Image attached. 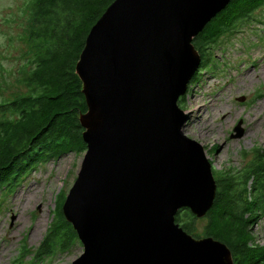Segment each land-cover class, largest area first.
Masks as SVG:
<instances>
[{"label": "water", "instance_id": "1", "mask_svg": "<svg viewBox=\"0 0 264 264\" xmlns=\"http://www.w3.org/2000/svg\"><path fill=\"white\" fill-rule=\"evenodd\" d=\"M230 2L115 0L90 29L75 68L86 151L62 205L82 249L72 264H233L224 244L175 223L183 209L203 218L215 199L178 101L200 67L193 39Z\"/></svg>", "mask_w": 264, "mask_h": 264}, {"label": "trees", "instance_id": "2", "mask_svg": "<svg viewBox=\"0 0 264 264\" xmlns=\"http://www.w3.org/2000/svg\"><path fill=\"white\" fill-rule=\"evenodd\" d=\"M114 1L27 3L28 22L19 38L25 50L24 75L14 78L20 90L10 100L0 102V188L11 187L25 171L38 165L86 151L81 118L88 109L75 68L90 29ZM263 5L264 0H231L193 39L200 67L178 105L214 60L210 52L213 46ZM21 85L29 91L22 97ZM253 152V159L241 172L226 171L223 177L217 172L215 199L203 217L206 223L200 234L195 229L197 218L188 209L175 216V223L193 238H212L224 244L233 264H264V246L256 242L249 228L250 221L264 212V151L256 148ZM56 202L47 233L32 258L34 264L70 251L78 243L76 233L64 219L63 198Z\"/></svg>", "mask_w": 264, "mask_h": 264}, {"label": "rangeland", "instance_id": "3", "mask_svg": "<svg viewBox=\"0 0 264 264\" xmlns=\"http://www.w3.org/2000/svg\"><path fill=\"white\" fill-rule=\"evenodd\" d=\"M29 1L0 0V102L20 90L14 78L24 75L25 50L18 39L28 22ZM210 52L214 60L191 84L181 109L186 113L183 132L203 146L215 179L217 172L222 177L226 171L241 172L253 159L254 149L264 151V5L222 36ZM21 90V97L29 93L22 85ZM241 98L243 102L238 101ZM238 120L243 121L245 134L230 139ZM83 156V152L70 153L38 165L11 187L0 188V264H34L32 258L52 221L56 200L64 202ZM205 223L204 218L197 219V234ZM249 226L256 242L264 246V212ZM81 251L78 242L40 264H72Z\"/></svg>", "mask_w": 264, "mask_h": 264}, {"label": "flooded vegetation", "instance_id": "4", "mask_svg": "<svg viewBox=\"0 0 264 264\" xmlns=\"http://www.w3.org/2000/svg\"><path fill=\"white\" fill-rule=\"evenodd\" d=\"M18 40H20V39H18ZM19 70H20V66H18V71H19ZM179 107L182 108V104H179ZM242 126H243V125H242ZM242 128H243V127H242ZM231 134H232V133H231ZM231 134H230V135H231ZM244 134H245V128H243V136H244ZM243 136H242V137H243ZM255 150H256V149H255ZM263 178H264V175H263Z\"/></svg>", "mask_w": 264, "mask_h": 264}]
</instances>
